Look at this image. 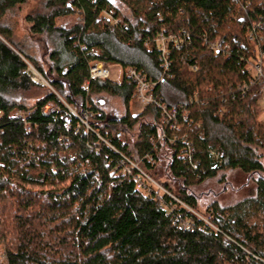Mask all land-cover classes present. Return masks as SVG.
<instances>
[{
	"label": "trees",
	"instance_id": "1",
	"mask_svg": "<svg viewBox=\"0 0 264 264\" xmlns=\"http://www.w3.org/2000/svg\"><path fill=\"white\" fill-rule=\"evenodd\" d=\"M15 14L42 57L16 40ZM72 19L82 24L55 27ZM98 63L159 82V105L135 115L125 78L91 83L86 94ZM263 95L264 0H0L3 264H264V229L253 230L264 226ZM98 98L119 100L122 116L108 118ZM232 173L252 182L250 193L201 214L193 190L226 186Z\"/></svg>",
	"mask_w": 264,
	"mask_h": 264
},
{
	"label": "rangeland",
	"instance_id": "2",
	"mask_svg": "<svg viewBox=\"0 0 264 264\" xmlns=\"http://www.w3.org/2000/svg\"><path fill=\"white\" fill-rule=\"evenodd\" d=\"M30 10L28 13L33 12V8H36L35 5H30ZM24 15L15 14L11 18V26L14 27V33L16 40L18 41H25L27 46H31L35 53L38 54L39 57L43 55V45L37 42L36 40H31L29 30L27 29ZM81 23L78 19H72L68 21H64L60 24V27L69 30L71 27ZM44 60V59H43ZM45 62V61H43ZM110 67V66H109ZM111 69V79L114 83H118L122 78L123 71L118 66H112ZM101 99V98H98ZM102 105L104 106L103 110L107 112L108 118H117L121 117L123 114V107L121 102L117 99H108L103 98L101 99ZM134 112L140 113L138 109L134 108ZM117 114H116V113ZM119 115V116H118ZM170 162V155L168 151L163 150L161 153V163L157 168V174L162 181L168 176V164ZM149 185H154L155 182L151 179L147 180ZM226 186H218L216 182L210 181L193 190V194L198 198L199 207L201 214H205L206 209L213 203H220L221 206L225 207L227 202L237 203V201L245 199L248 193H250L252 188V182L248 180L247 177L243 176L240 173H232L226 175ZM236 199H238L236 201ZM264 226L258 224L257 226L253 227V230L262 231ZM0 264H3L1 257H0Z\"/></svg>",
	"mask_w": 264,
	"mask_h": 264
},
{
	"label": "built area",
	"instance_id": "3",
	"mask_svg": "<svg viewBox=\"0 0 264 264\" xmlns=\"http://www.w3.org/2000/svg\"><path fill=\"white\" fill-rule=\"evenodd\" d=\"M101 18L107 19L108 22L112 26H116L119 24V21L117 19H115L114 12H105L101 15ZM81 24H82V21H81ZM159 42L161 44L160 55L164 61L163 68H164L165 72H168L170 65L167 62L166 40L164 37H161ZM93 53H94L93 55L97 54L96 51H94ZM199 71H200V69H199L198 65H195L194 67H192L190 69V72L194 73V74L199 73ZM28 73L30 74V76H32L34 82H37L39 80V75L32 68H29ZM125 75L135 85L136 99H137V106L138 107L145 108L151 104H156V100H155V96H154V90L157 86L156 84L148 81L141 73L138 72V70L133 69V68L128 69L125 72ZM255 75L257 78L263 77V73H262L260 66L255 67ZM110 76H111V69L109 66H107L105 64H97V65L90 68V80H91V82H97L100 80H107V79H109ZM138 85H139V88H137ZM86 90L88 91L89 89L87 88ZM263 101H264V99H263ZM29 114L30 113H28V115ZM19 117L25 118V116L22 114H19ZM175 117H176V114L174 113L172 118L175 119ZM182 118L186 122L189 120L187 115H182ZM27 130L30 131V127H27ZM162 139H164V136L162 137ZM211 155L214 156L213 153ZM211 215H212V212H210L208 216L210 217ZM224 217L226 219H228V217H229L228 213H226L224 215Z\"/></svg>",
	"mask_w": 264,
	"mask_h": 264
},
{
	"label": "bare ground",
	"instance_id": "4",
	"mask_svg": "<svg viewBox=\"0 0 264 264\" xmlns=\"http://www.w3.org/2000/svg\"><path fill=\"white\" fill-rule=\"evenodd\" d=\"M80 20V19H79ZM103 20H105V21H108L107 19H105V18H103ZM62 22H64V21H56L55 22V27L56 28H62V27H60V24L62 23ZM80 22H81V20H80ZM79 24H81V23H78L77 25H79ZM161 37H164L163 35L161 36ZM160 40V39H159ZM159 44H160V42H159ZM160 48H161V44H160V46H159V51H160ZM160 58H161V55H160ZM162 59V58H161ZM163 60V59H162ZM168 57H167V62H168ZM164 63V62H163ZM98 64H103V63H98ZM97 65V64H96ZM95 66V65H94ZM93 67V66H92ZM252 68V73L254 74V77L257 79V77H256V75H255V66H253V67H251ZM190 69L191 68H189V74H187V78L188 79H192V78H194V77H196V76H198L199 75V73H197V74H194V73H191L190 72ZM29 76H30V74H29ZM144 76V75H143ZM148 81H150V82H153L154 84H156L157 86H156V88H155V90H154V96H155V100H156V104H151V105H149V106H147V107H145V108H140V107H138L137 106V99H136V88H135V85L127 78V76L126 75H122V78L120 79V81L118 82V83H116L117 85H119V83L121 82V80L123 79V78H125V79H127L128 80V82H130L133 86H134V89H135V93H134V102H133V105H132V111H133V109L134 108H136V109H138L139 111H143L144 109H146V108H148V107H150V106H158L159 105V101H158V96H157V93H156V91H157V88H158V85H159V82L157 83V82H154V81H152V80H149L146 76H144ZM30 79H31V81L34 83V84H36V85H40V86H43V87H46V88H48V85H47V83L44 81V79L41 77V76H39V80L37 81V82H34L33 81V78H32V76H30ZM258 79H261V80H263V77L262 78H258ZM97 82H110V83H114L113 81H112V79H111V76L109 77V79H107V80H100V81H97ZM91 83H96V82H91V80L89 81H87L86 83H85V85H84V91H85V93L86 94H89V90L87 91L86 89L88 88L89 89V85L91 84ZM137 88H139V85L137 86ZM263 99H264V95H263V98H262V100H261V104H262V106L264 107V101H263ZM55 110V108L54 107H52V106H48V107H46V112H52V111H54ZM167 109H166V106H163L162 107V112L164 113V114H167V111H166ZM140 112V113H141ZM133 113L135 114V115H138L139 113H137V112H134L133 111ZM174 113L176 114V112H173V115H174ZM75 115V114H74ZM182 115H187L188 116V118H189V115H188V113H183ZM166 116V118L167 119H169V118H171V119H173L172 117L173 116H169V115H165ZM176 118V117H175ZM115 119V118H114ZM163 124H165V122H163ZM164 136V139H162V137ZM165 139H166V135H165V133H162V134H160L159 135V141H160V143H163L164 141H165ZM155 145V148H157V145L156 144H154ZM147 161L148 162H150V164L152 165V166H155L156 164H155V162H154V159L153 158H151V157H147ZM130 167L132 168V169H137L138 168V166H136V165H130ZM129 174H130V171H127ZM147 180H149V179H147Z\"/></svg>",
	"mask_w": 264,
	"mask_h": 264
}]
</instances>
